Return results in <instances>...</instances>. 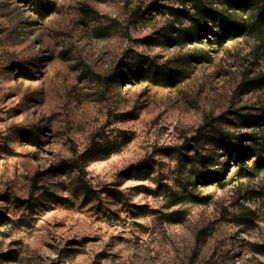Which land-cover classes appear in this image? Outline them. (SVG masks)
<instances>
[{
    "label": "clouds",
    "instance_id": "obj_1",
    "mask_svg": "<svg viewBox=\"0 0 264 264\" xmlns=\"http://www.w3.org/2000/svg\"><path fill=\"white\" fill-rule=\"evenodd\" d=\"M0 264H264V0H0Z\"/></svg>",
    "mask_w": 264,
    "mask_h": 264
}]
</instances>
